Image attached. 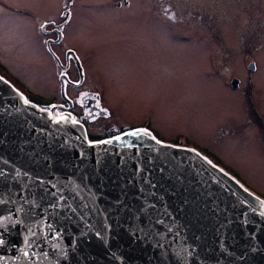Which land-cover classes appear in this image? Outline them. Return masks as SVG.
Returning <instances> with one entry per match:
<instances>
[{"label": "water", "instance_id": "95a60500", "mask_svg": "<svg viewBox=\"0 0 264 264\" xmlns=\"http://www.w3.org/2000/svg\"><path fill=\"white\" fill-rule=\"evenodd\" d=\"M0 264H264V200L147 130L91 142L0 75Z\"/></svg>", "mask_w": 264, "mask_h": 264}, {"label": "rangeland", "instance_id": "374dc122", "mask_svg": "<svg viewBox=\"0 0 264 264\" xmlns=\"http://www.w3.org/2000/svg\"><path fill=\"white\" fill-rule=\"evenodd\" d=\"M67 1L0 0V71L39 105L61 101L59 70L46 48L40 24L56 19ZM104 1L108 0H72L73 17L64 42L76 49L83 43L81 32L87 30L84 44L124 78L120 84L105 80L111 87L106 100L119 105V120L127 123L133 116L134 122L148 125L161 142L193 148L264 200V51L256 53L258 69L249 76L240 57L251 46L226 42L231 46L229 57L234 58L217 64L212 49L207 51L195 34L190 38L181 29L130 17L117 25L108 21L94 25L91 18L102 14L96 7ZM187 17L189 22L179 15V23L203 28L196 13L192 17L188 12ZM63 45H53L52 52L61 57ZM218 50L216 55L229 52ZM219 66L225 67L224 74ZM230 76L239 80L237 90L231 89ZM251 105L261 118L254 117ZM110 123L103 118L90 127L104 134Z\"/></svg>", "mask_w": 264, "mask_h": 264}, {"label": "flooded vegetation", "instance_id": "af4514ba", "mask_svg": "<svg viewBox=\"0 0 264 264\" xmlns=\"http://www.w3.org/2000/svg\"><path fill=\"white\" fill-rule=\"evenodd\" d=\"M71 3L72 0H68L62 4L56 19L42 21L40 24L41 32L45 36L46 48L59 70L57 83L61 98L60 102L42 106L44 108L55 107L59 115L69 114L82 125L87 139L91 142L137 128L147 130L156 137L148 125L141 124V120L134 122L133 116H129L127 123L120 121L116 115V108L119 105L107 102V90H111V87L109 88V85L107 87L105 80L110 79L120 84L124 78L114 74L104 64L100 55H96L90 45L84 44L88 31L81 32L83 43H80L76 49L65 45L66 28L73 17ZM99 6L96 10H102L100 11L102 14L97 15L95 19L91 18L96 26H102L104 21L117 25L121 19L130 17L135 21H147L146 24L149 25L162 24L164 28L181 29L185 34H189L190 38L195 34L199 41L198 44H204L207 51L212 49L210 52L214 55L212 60L217 64L233 60L234 57L232 59L229 57L231 46H227V43L235 40L243 47L251 46L248 48L251 52L246 51L240 57L241 61L246 63L249 76L258 69L256 53L264 51V0H108L100 3ZM188 12L192 17L194 13L197 14L195 19L202 21L200 23H203V30L193 28L191 24L179 23L182 21L179 15H185L189 22ZM220 23H223L221 27H219ZM245 31H247L248 38H246ZM244 39L247 40L242 42ZM61 43L64 45L60 49L61 57H59L51 49L53 45ZM124 43L123 38L122 44ZM223 48L229 52L223 55L215 54L220 51L218 49ZM208 57L209 55H206V58ZM250 64L251 69L248 68ZM219 67L223 68L224 74L225 67ZM0 73L2 74L1 71ZM232 79L237 78L230 76L229 82ZM237 87L235 89L231 87V89L237 90ZM17 88L21 90L20 87ZM251 109L256 119L261 118L255 106L251 105ZM103 118L111 120L104 134L92 131L90 126Z\"/></svg>", "mask_w": 264, "mask_h": 264}, {"label": "trees", "instance_id": "16d2710c", "mask_svg": "<svg viewBox=\"0 0 264 264\" xmlns=\"http://www.w3.org/2000/svg\"><path fill=\"white\" fill-rule=\"evenodd\" d=\"M28 97V99L30 100V101H33L29 96H27ZM33 102H35V101H33Z\"/></svg>", "mask_w": 264, "mask_h": 264}]
</instances>
